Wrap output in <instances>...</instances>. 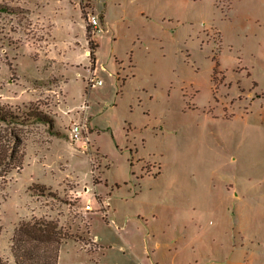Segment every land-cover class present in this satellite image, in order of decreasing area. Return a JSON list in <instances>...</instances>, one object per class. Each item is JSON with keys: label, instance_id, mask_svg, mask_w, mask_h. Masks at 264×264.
I'll use <instances>...</instances> for the list:
<instances>
[{"label": "rangeland", "instance_id": "374dc122", "mask_svg": "<svg viewBox=\"0 0 264 264\" xmlns=\"http://www.w3.org/2000/svg\"><path fill=\"white\" fill-rule=\"evenodd\" d=\"M0 104L9 264L32 216L73 235L57 264H264V0H0Z\"/></svg>", "mask_w": 264, "mask_h": 264}, {"label": "trees", "instance_id": "16d2710c", "mask_svg": "<svg viewBox=\"0 0 264 264\" xmlns=\"http://www.w3.org/2000/svg\"><path fill=\"white\" fill-rule=\"evenodd\" d=\"M88 42L95 62L98 43L91 39H88ZM25 117L37 121L47 119L40 111L26 112ZM2 123L6 128H0V167L2 168L0 172H3L0 174L4 175L13 169H20L23 165L24 140L12 125L25 124V121L17 111L0 104V124ZM72 237L73 235L60 226L57 220L43 216H32L29 220H22L15 227L11 237L10 249L14 262L15 264H57L60 245ZM0 264L9 263L0 255Z\"/></svg>", "mask_w": 264, "mask_h": 264}, {"label": "built area", "instance_id": "2783aa9c", "mask_svg": "<svg viewBox=\"0 0 264 264\" xmlns=\"http://www.w3.org/2000/svg\"><path fill=\"white\" fill-rule=\"evenodd\" d=\"M100 17L98 14L90 12L87 14V24L91 28L95 30H99L100 27ZM98 28V29H97ZM87 83L89 86L92 84H97L100 85L102 83V80L100 78L96 77V74L94 72H91L89 76H87ZM88 125L86 120H78L72 123L71 128H70V138L76 142L80 143L81 146H87L88 143ZM87 208H90V203H87L86 205Z\"/></svg>", "mask_w": 264, "mask_h": 264}, {"label": "crops", "instance_id": "0c3cea01", "mask_svg": "<svg viewBox=\"0 0 264 264\" xmlns=\"http://www.w3.org/2000/svg\"><path fill=\"white\" fill-rule=\"evenodd\" d=\"M88 52V51H87ZM91 71V70H90ZM89 71V72H90ZM92 72H94L95 74L97 73V65H96V59H95V68L92 70Z\"/></svg>", "mask_w": 264, "mask_h": 264}]
</instances>
